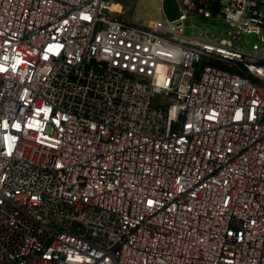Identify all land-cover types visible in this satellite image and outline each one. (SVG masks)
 I'll list each match as a JSON object with an SVG mask.
<instances>
[{
	"label": "built area",
	"instance_id": "2783aa9c",
	"mask_svg": "<svg viewBox=\"0 0 264 264\" xmlns=\"http://www.w3.org/2000/svg\"><path fill=\"white\" fill-rule=\"evenodd\" d=\"M177 1L0 0V264H264V0Z\"/></svg>",
	"mask_w": 264,
	"mask_h": 264
},
{
	"label": "rangeland",
	"instance_id": "374dc122",
	"mask_svg": "<svg viewBox=\"0 0 264 264\" xmlns=\"http://www.w3.org/2000/svg\"><path fill=\"white\" fill-rule=\"evenodd\" d=\"M113 8H120V3L124 7L125 13L134 12L135 19L141 22H149L155 19H159L161 22L164 21L163 16L160 14V2L161 0H115ZM120 2V3H118ZM194 23L195 28L189 27L190 23ZM186 26L185 34L191 36L198 31V29L207 28L209 34L218 35L221 31V22L218 20L211 21L210 19H204L202 17L188 18L184 20ZM258 41V37L254 33L243 34L242 42L250 46L253 42Z\"/></svg>",
	"mask_w": 264,
	"mask_h": 264
},
{
	"label": "water",
	"instance_id": "95a60500",
	"mask_svg": "<svg viewBox=\"0 0 264 264\" xmlns=\"http://www.w3.org/2000/svg\"><path fill=\"white\" fill-rule=\"evenodd\" d=\"M160 10L164 18L169 22L175 21L181 16L177 0H161ZM194 65L197 66V63H194Z\"/></svg>",
	"mask_w": 264,
	"mask_h": 264
}]
</instances>
